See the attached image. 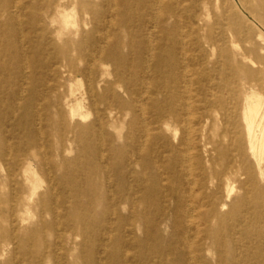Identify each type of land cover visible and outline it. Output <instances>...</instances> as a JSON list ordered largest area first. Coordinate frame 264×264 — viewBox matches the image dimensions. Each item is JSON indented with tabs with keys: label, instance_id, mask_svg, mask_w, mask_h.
<instances>
[{
	"label": "rangeland",
	"instance_id": "1",
	"mask_svg": "<svg viewBox=\"0 0 264 264\" xmlns=\"http://www.w3.org/2000/svg\"><path fill=\"white\" fill-rule=\"evenodd\" d=\"M251 86L264 0H0V264H264Z\"/></svg>",
	"mask_w": 264,
	"mask_h": 264
},
{
	"label": "bare ground",
	"instance_id": "2",
	"mask_svg": "<svg viewBox=\"0 0 264 264\" xmlns=\"http://www.w3.org/2000/svg\"><path fill=\"white\" fill-rule=\"evenodd\" d=\"M60 6L64 5L60 4ZM65 11L66 7L64 6L61 15L64 21H67L68 17L64 14ZM243 105V115L247 122L248 151L257 159L259 163L264 157V99L255 90V88L251 86L249 87L248 93L244 96ZM260 173L264 174V170L262 168H260ZM212 176L224 184L228 196L232 190L230 187L232 180L231 172H214Z\"/></svg>",
	"mask_w": 264,
	"mask_h": 264
}]
</instances>
